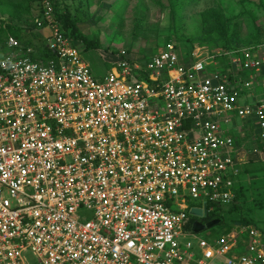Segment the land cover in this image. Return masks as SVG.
<instances>
[{"label":"built area","instance_id":"obj_1","mask_svg":"<svg viewBox=\"0 0 264 264\" xmlns=\"http://www.w3.org/2000/svg\"><path fill=\"white\" fill-rule=\"evenodd\" d=\"M38 5L50 58L0 42V264H264L256 227L188 226L234 199L238 136L264 146V41L122 49L96 79Z\"/></svg>","mask_w":264,"mask_h":264},{"label":"rangeland","instance_id":"obj_2","mask_svg":"<svg viewBox=\"0 0 264 264\" xmlns=\"http://www.w3.org/2000/svg\"><path fill=\"white\" fill-rule=\"evenodd\" d=\"M64 4L76 19L79 31L86 37L97 40L99 44L95 51L102 55L103 63L96 52L82 51V44H74L82 59L90 61L93 66V69L89 66L91 74L96 79L101 78L106 67L109 69L112 66L117 59L115 53L118 54L122 49L130 57L143 58L154 53L165 40H171L180 51L186 50L189 43L183 39L201 30V13L211 7L221 9L228 21L229 30H235L240 40L249 39L256 27L264 28V0H65ZM36 10L37 3L32 6V15ZM5 18V15L0 14V42L3 40L4 30L1 31V26L6 22ZM44 32H37L35 42L42 43L47 56L49 51L45 47ZM262 32L264 33V29ZM192 43L198 44L196 41ZM3 51L4 49H0V52ZM211 71L213 69L210 65L207 73ZM241 75L245 77L246 72ZM233 133L238 135L236 130ZM260 153L264 155L263 150ZM252 163L254 170H248V183H240L243 189L241 193L237 192V203L215 207L222 214V223L197 232L198 237L207 236L210 229L212 232L226 229L229 222L240 215L247 220L248 225L256 227L258 231L263 229L260 232L263 233L264 242V161ZM189 204L193 207L201 206L198 201H190ZM85 213L79 210V214ZM233 226L234 224L231 227ZM23 254L29 262L32 261L28 251Z\"/></svg>","mask_w":264,"mask_h":264},{"label":"trees","instance_id":"obj_3","mask_svg":"<svg viewBox=\"0 0 264 264\" xmlns=\"http://www.w3.org/2000/svg\"><path fill=\"white\" fill-rule=\"evenodd\" d=\"M64 1L65 0H53V15L60 23L64 33L74 44H82V51L87 48H99L97 40L88 38L79 31L76 19L73 18V14L69 11L67 5L64 4ZM36 3L37 8H39L38 0H0V14L6 16V22L2 23L3 20H1V31H6H3V40L7 36L6 34H9L22 46L31 47L32 58L42 57L48 59L52 55L48 52V55L46 56V52L43 51L42 43L35 42L37 33H35L36 27L33 22V15L31 12L33 4ZM125 4L126 3L124 2L123 7H125ZM200 17L202 22L201 30L197 32V34L183 39L189 43L187 46L188 48L186 49H189L194 41L198 42L200 45H205L208 48L220 47L222 49H231L264 41V33L262 32L264 28L261 29L260 27L255 28V31L250 34L249 39L240 40L237 37L238 33L235 32V30H229L228 21L225 20L226 18H224V15L219 8H208L201 13ZM220 42L221 44H219ZM260 148L261 147L259 146L258 149ZM234 201L235 200L233 199L231 202L232 205H234ZM212 219H219L217 224L222 223V214L217 212L215 208L212 212H207L206 215L202 217L188 215V226H190L193 221L205 223ZM235 223L248 225V223L244 221V218L239 215L238 218L229 222L226 229L224 228L221 231H228ZM219 232L220 231L212 232L210 229L209 234H217Z\"/></svg>","mask_w":264,"mask_h":264},{"label":"crops","instance_id":"obj_4","mask_svg":"<svg viewBox=\"0 0 264 264\" xmlns=\"http://www.w3.org/2000/svg\"><path fill=\"white\" fill-rule=\"evenodd\" d=\"M40 31L42 33L44 32L42 29ZM87 50H92V51L96 52L97 56L100 59V61L103 63V57H102V55L100 53L95 51L96 49L87 48L86 51ZM115 55H116V53H115ZM83 60L88 65V67L90 66L93 69V66H91L90 61H88L87 59L86 60L83 59ZM90 70H91V68H90ZM107 70H108V68L106 67L104 73ZM236 141H237V144H238L237 146L239 147L238 148V156L237 157L239 159H241V163L239 164V174L237 176L236 183L234 184V191H235V195H234V200L235 201L233 203L234 205L237 203V201H236L237 200L236 193L237 192L241 193V191L243 189V187L240 185V183H242V182L248 183L249 179L247 177V174H248V172H250L248 170H254L252 162L264 161V155H262V153H260L261 150L264 151V146H263L262 143H260L258 141H253V140L249 139V137H245V136H240V137L238 136ZM259 146L261 147L260 149H258ZM244 221L247 222L246 219H244ZM236 225H242V224L235 223L234 226H236ZM260 231L263 232V229H261ZM261 234L263 235V233H261ZM262 235H261V239H262Z\"/></svg>","mask_w":264,"mask_h":264},{"label":"water","instance_id":"obj_5","mask_svg":"<svg viewBox=\"0 0 264 264\" xmlns=\"http://www.w3.org/2000/svg\"><path fill=\"white\" fill-rule=\"evenodd\" d=\"M189 213H190L191 215L195 216V217H201V216H204V213H202V212L200 211V209H198V208H190V209H189ZM218 221H219V219H212V220H209V221H207V222H205V223H200V222H198V221H193V222L191 223V230H192L193 232H199V231H201V230H203V229H205V228H210L211 226L217 224Z\"/></svg>","mask_w":264,"mask_h":264}]
</instances>
